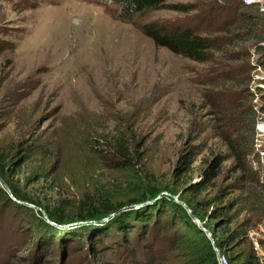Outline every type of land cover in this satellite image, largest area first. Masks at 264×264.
I'll return each instance as SVG.
<instances>
[{
  "label": "rangeland",
  "instance_id": "374dc122",
  "mask_svg": "<svg viewBox=\"0 0 264 264\" xmlns=\"http://www.w3.org/2000/svg\"><path fill=\"white\" fill-rule=\"evenodd\" d=\"M118 11L110 0H0V147L24 146L12 186L43 203L103 192L126 204L154 191L153 204L179 186L173 173L182 152L194 148L195 172L225 156L218 180L245 176L231 195L239 201L231 228L264 264V0H166L134 23ZM148 23L199 26L215 40L210 61L156 46L142 31ZM124 129L145 142L138 176L108 162ZM229 138L246 173L234 171ZM0 203V264H124L117 258L129 254L113 238L115 248L102 255L65 241L47 245L36 213ZM46 222L54 233L77 228ZM163 226L159 238L168 234ZM165 249L158 243L157 255L168 256Z\"/></svg>",
  "mask_w": 264,
  "mask_h": 264
},
{
  "label": "trees",
  "instance_id": "16d2710c",
  "mask_svg": "<svg viewBox=\"0 0 264 264\" xmlns=\"http://www.w3.org/2000/svg\"><path fill=\"white\" fill-rule=\"evenodd\" d=\"M110 1L119 7L118 18L130 23L136 22V18L148 9L162 8L166 3V0ZM174 7L177 11L188 12L187 6ZM142 31L156 46L166 48L176 55L199 63L210 61L215 40L199 26L148 23L142 26ZM4 47L0 46V56L6 51ZM113 142L114 156L113 158L107 156L109 165L114 169H127L137 176L140 175L145 167L143 152L145 142H136V137L131 136L129 129L121 130ZM228 144H232L231 138L228 139ZM23 148L21 142L16 146L0 147V178L8 184L19 202H29L35 207L42 208L49 218L58 224L75 223L71 227L77 228L69 232L55 229L56 233H61H54L52 231L54 227L46 222L40 210L38 212V209H33L28 204H19V202L16 204V200H13V196L1 183L0 198L3 205L6 203L15 205L25 215L36 213L35 231L47 245H51L50 241L55 244L65 241L69 245H81L82 251L90 250L87 254L91 252L100 255L119 246L129 253L127 255L122 253V257L117 258L124 260V264H164L162 262L164 259H168V264H220L206 233L194 222L186 209L171 196L174 195L184 201L212 233L222 256L229 264H263L255 252H248L246 248H242L245 235L240 228H231L235 221L232 213L239 205V201L231 198V195L240 185L242 186L245 176L240 174L234 180H230V183H228L229 179L219 181L223 173V163L227 159L225 156L216 155L206 162L203 169L195 172L193 162L189 159L193 155L194 148L190 147L189 150L182 152L173 173L179 186L165 188L170 195H162V198L153 204L147 202L159 197L158 192L154 191H151L153 192L151 195L143 194L141 197L130 198L126 204L115 202L103 192L100 194L84 192L77 199L59 197L53 203H43L42 200L37 201L15 191L10 181V177L17 174L22 166L20 152ZM231 149L238 162L234 171L246 173L248 171L244 163L246 159L240 158L237 148ZM49 187L54 190L52 184ZM135 204L138 206H132ZM166 212L168 216H164ZM111 214L115 215L108 221L110 225H102L103 222H98ZM163 222L165 226L162 230L168 229V234L164 233L159 238L156 231ZM116 233L121 237L115 238L112 234ZM48 235L50 240L47 238ZM110 238L117 239L119 245L110 246L108 244ZM160 242L168 243V250L165 249L168 251V256L163 253L157 255V245Z\"/></svg>",
  "mask_w": 264,
  "mask_h": 264
},
{
  "label": "water",
  "instance_id": "95a60500",
  "mask_svg": "<svg viewBox=\"0 0 264 264\" xmlns=\"http://www.w3.org/2000/svg\"><path fill=\"white\" fill-rule=\"evenodd\" d=\"M0 182H1V184H2V186L9 192V193H11V190H10V187L8 186V184L2 179V178H0ZM163 195H170V194H167V193H162ZM178 203H180L185 209H186V211L189 213V215L192 217V219L194 220V222L201 228V230H203L205 233H206V235H207V237L209 238V240L211 241V243H212V245H213V247H214V250L216 251V254H217V256H218V259H220V258H222V253H221V251L219 250V248H218V246L216 245V241H215V239H214V237H213V235H212V233L204 226V224L200 221V219L197 217V216H195V214L193 213V211H192V209L184 202V201H182V200H180L179 198H178V196H174V195H171ZM148 203V202H147ZM132 206H138V205H132ZM40 210H41V212L43 213V215L45 216V218H47V220H49L50 222H52L53 224H56V225H61V224H58V223H56V222H54V221H52L50 218H49V216H48V214L46 213V211L45 210H43V209H41L40 208ZM114 214H111V215H109V216H107V217H105V218H103V219H101L100 221H98L99 223L100 222H107V221H109L110 219H111V217L113 216ZM71 225V224H70ZM73 226H74V224H72Z\"/></svg>",
  "mask_w": 264,
  "mask_h": 264
},
{
  "label": "built area",
  "instance_id": "2783aa9c",
  "mask_svg": "<svg viewBox=\"0 0 264 264\" xmlns=\"http://www.w3.org/2000/svg\"><path fill=\"white\" fill-rule=\"evenodd\" d=\"M219 262L220 264H229L224 256H222V258L219 259Z\"/></svg>",
  "mask_w": 264,
  "mask_h": 264
}]
</instances>
